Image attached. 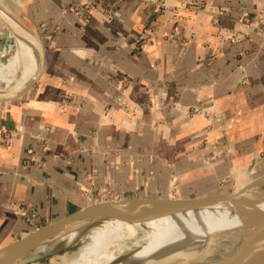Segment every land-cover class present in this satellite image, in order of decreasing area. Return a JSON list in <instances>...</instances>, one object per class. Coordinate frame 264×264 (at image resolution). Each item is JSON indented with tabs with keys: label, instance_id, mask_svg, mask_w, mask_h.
Listing matches in <instances>:
<instances>
[{
	"label": "crops",
	"instance_id": "0c3cea01",
	"mask_svg": "<svg viewBox=\"0 0 264 264\" xmlns=\"http://www.w3.org/2000/svg\"><path fill=\"white\" fill-rule=\"evenodd\" d=\"M161 1L0 0L46 47L39 83L0 103V247L102 196L264 175V0ZM12 38L0 22L2 56Z\"/></svg>",
	"mask_w": 264,
	"mask_h": 264
},
{
	"label": "water",
	"instance_id": "95a60500",
	"mask_svg": "<svg viewBox=\"0 0 264 264\" xmlns=\"http://www.w3.org/2000/svg\"><path fill=\"white\" fill-rule=\"evenodd\" d=\"M158 1V0H144ZM0 22L11 35L33 45L38 57L35 75L22 87L0 89V103L22 99L41 80L46 67V47L40 37L25 27L0 6ZM264 175L251 180L233 193L192 198H121L88 204L68 216L33 228L25 235L0 248V264H31L39 260L20 262L38 246L55 236L76 230H91L116 218H154L199 210H234L241 227L212 232L200 245L171 248L145 259L142 264H264Z\"/></svg>",
	"mask_w": 264,
	"mask_h": 264
},
{
	"label": "bare ground",
	"instance_id": "6f19581e",
	"mask_svg": "<svg viewBox=\"0 0 264 264\" xmlns=\"http://www.w3.org/2000/svg\"><path fill=\"white\" fill-rule=\"evenodd\" d=\"M16 43L15 52L6 62L0 54V82L8 87L13 82L7 90L25 85L38 68L33 45L19 37ZM258 207L264 210V203ZM238 227L241 220L229 209L189 211L154 218H116L91 230L55 236L20 262L39 258L31 264H142L145 259L171 248L203 244L216 230Z\"/></svg>",
	"mask_w": 264,
	"mask_h": 264
},
{
	"label": "rangeland",
	"instance_id": "374dc122",
	"mask_svg": "<svg viewBox=\"0 0 264 264\" xmlns=\"http://www.w3.org/2000/svg\"><path fill=\"white\" fill-rule=\"evenodd\" d=\"M194 3H195V0H162L160 2L161 5H159V8H164L166 5L170 6L171 8H174V6L176 7V6H180L182 4L185 5V4H194ZM155 6H157V5L155 4ZM16 48H17L16 39L13 37L12 42L9 45V49H7L8 51L3 53L2 61L6 62L13 55ZM10 86H13V82L10 84ZM9 87L6 86L5 83L0 82V88L1 89H4V88L8 89ZM237 188H236V186L231 185L230 189L227 188V190H220V192H223L224 194L233 193L237 190ZM100 199H101L100 201H105V200L110 201V200H119L121 198H120V196H117L116 194L113 193L112 195L110 194V195L102 196V197H100Z\"/></svg>",
	"mask_w": 264,
	"mask_h": 264
},
{
	"label": "built area",
	"instance_id": "2783aa9c",
	"mask_svg": "<svg viewBox=\"0 0 264 264\" xmlns=\"http://www.w3.org/2000/svg\"><path fill=\"white\" fill-rule=\"evenodd\" d=\"M102 11H103V12H105V10H104V9H102ZM109 17H110V16H109ZM108 110H109L108 108H107V109H105V110H104V114H106V112H107ZM195 111H196V110H195ZM197 112H198V111H197Z\"/></svg>",
	"mask_w": 264,
	"mask_h": 264
}]
</instances>
